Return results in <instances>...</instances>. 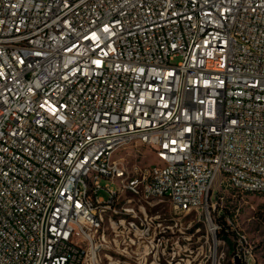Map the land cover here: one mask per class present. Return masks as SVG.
<instances>
[{
	"label": "built area",
	"instance_id": "obj_1",
	"mask_svg": "<svg viewBox=\"0 0 264 264\" xmlns=\"http://www.w3.org/2000/svg\"><path fill=\"white\" fill-rule=\"evenodd\" d=\"M219 177L264 195V0H0V264H155L151 200L214 237Z\"/></svg>",
	"mask_w": 264,
	"mask_h": 264
},
{
	"label": "rangeland",
	"instance_id": "obj_2",
	"mask_svg": "<svg viewBox=\"0 0 264 264\" xmlns=\"http://www.w3.org/2000/svg\"><path fill=\"white\" fill-rule=\"evenodd\" d=\"M179 59L175 58L173 62ZM114 158H124L129 166L137 164L139 167L151 166L156 163V156L152 150L145 145H132L121 148L114 153ZM220 177L214 185L211 200H215V193L218 191L223 195L220 204L232 210L229 212L228 220L231 228L236 229L240 234H245L256 247L254 251L261 264H264V195L255 193L242 194L230 187L218 185ZM102 187L109 186L117 190V184L110 178H100ZM99 195L107 196L104 188L99 190ZM148 207V214L154 218L155 223H160L164 232L154 237L152 246L149 249L157 251L159 256L155 264H208L211 260L210 254L216 255L221 264H230L232 249L216 234L213 237L207 233V225L204 219L198 218L195 213H176L167 200H151ZM238 209V212H235ZM157 230V229H156ZM163 236L162 244L156 245L158 237ZM163 252V253H162ZM210 256V259H208ZM112 261L116 262L120 255L113 253ZM142 260V259H141ZM206 260H208L206 262ZM150 262V258L146 264ZM106 264V261H105Z\"/></svg>",
	"mask_w": 264,
	"mask_h": 264
},
{
	"label": "trees",
	"instance_id": "obj_3",
	"mask_svg": "<svg viewBox=\"0 0 264 264\" xmlns=\"http://www.w3.org/2000/svg\"><path fill=\"white\" fill-rule=\"evenodd\" d=\"M223 220V219H222ZM220 220V228L216 232L217 239H222L229 246V249H232V238L235 236V230L231 228L230 225L226 224L223 220Z\"/></svg>",
	"mask_w": 264,
	"mask_h": 264
},
{
	"label": "water",
	"instance_id": "obj_4",
	"mask_svg": "<svg viewBox=\"0 0 264 264\" xmlns=\"http://www.w3.org/2000/svg\"><path fill=\"white\" fill-rule=\"evenodd\" d=\"M236 264H239V261H236Z\"/></svg>",
	"mask_w": 264,
	"mask_h": 264
}]
</instances>
